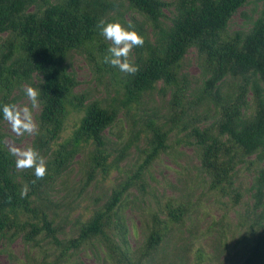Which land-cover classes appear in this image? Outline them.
<instances>
[{"label": "trees", "instance_id": "1", "mask_svg": "<svg viewBox=\"0 0 264 264\" xmlns=\"http://www.w3.org/2000/svg\"><path fill=\"white\" fill-rule=\"evenodd\" d=\"M124 1L143 20L125 22L119 10ZM247 1L0 0V34H6L0 42V235L8 241L21 237L39 250L42 264H68L76 251L94 242L104 248L113 264L130 263L122 210L129 203L132 187L146 191L145 172L171 148L168 140L176 130V135L184 133L186 143L195 147L208 189L229 196L232 205L241 198L235 185L237 167H257L251 195L258 215L250 225L254 236L244 264H264V165L258 166L264 164V10L247 31L227 32L230 18ZM166 9L172 11L170 16ZM101 19L131 25L145 37L144 45L134 49L133 62L139 67L135 74L118 68L116 72L103 62L109 47L97 27ZM191 47L206 75L200 95L218 109L215 121L204 127L197 125L200 117L189 115L186 107L188 81L182 66ZM74 50H84L100 69L108 66L120 77L119 89L109 101H86V94L74 91L77 80L67 66ZM226 76L237 83L233 93L223 97L221 83ZM33 77L40 79L41 108L32 147L46 159L48 168L47 175L35 184L32 169H16V158L1 131L2 106L15 103L13 90ZM159 81L162 90L171 92L169 112L163 120L155 110L135 118L134 107L143 103ZM121 112L131 117V127L114 141L105 131L111 132ZM72 114L76 115L74 128L62 137ZM142 138L145 145L138 149L134 166L100 206L65 231L55 185L63 181L77 154L84 153L82 193L97 174L106 178L111 170L121 173L120 163ZM25 185L29 191L22 198ZM189 210L186 202L170 198L147 211L138 250L147 255L156 251Z\"/></svg>", "mask_w": 264, "mask_h": 264}, {"label": "rangeland", "instance_id": "2", "mask_svg": "<svg viewBox=\"0 0 264 264\" xmlns=\"http://www.w3.org/2000/svg\"><path fill=\"white\" fill-rule=\"evenodd\" d=\"M119 10L123 14L122 18L129 24L135 22L134 20H143L140 13L129 8L127 1L123 2ZM263 10L264 0H248L230 18L227 32L232 34L235 31H247ZM165 12L167 16L172 14L168 9ZM148 33L152 39L149 28ZM5 36L4 33L0 34V42ZM105 42L110 47L111 42L107 40ZM97 59L100 61V58ZM130 59L134 61V50ZM67 66L77 80L74 91L86 94V101L94 99L109 101L119 89L120 77L113 75L108 66L100 69L84 50L72 51ZM182 73L188 81L187 112L189 115L200 117L197 123L199 127L211 125L218 116V109L209 98L200 95L206 75L194 47L185 55ZM39 81L38 77H33L30 83H23L19 88H15L12 92V96L16 97L15 104L30 106L24 89L29 86L37 88ZM236 83V79L226 76L221 83L222 96L232 94ZM163 87V83L159 81L155 90L144 97L143 103L137 108L134 107L135 118L145 117L155 110L163 120L162 116L165 117L164 115L169 112L171 98V92L162 90ZM249 98L248 94L247 100ZM40 108L39 103V107L33 110L36 122ZM75 120L76 115L72 114L65 124L62 137H66L72 131ZM131 122V117L121 112L111 132L106 130L105 134L115 141L118 134L127 133ZM1 131L8 148L32 146L35 134L25 133L23 136H17L11 131L6 120L1 123ZM178 138L181 142H177ZM145 141L146 139L142 138L136 147L133 146L129 150L128 157L120 163L121 173L111 170L106 178L97 174L95 180L82 193L79 188L84 177V153L77 154L68 172L63 175V181L55 185L57 189L55 198L59 203L60 213L66 220L65 231H71L76 220L86 219L93 209L104 202L112 187L134 166L139 154L138 149L145 145ZM168 143L171 148L162 153L145 172L146 191L142 193L136 187H132L129 203L122 210L131 252V262L126 264H244L254 236L250 225H254V219L258 215V209L253 207L254 200L251 195V184L257 174V167L248 164L237 167L235 185L241 193V198L238 204L232 205L229 196H222L208 189L206 180L199 170L200 162L196 149L186 143L184 133L176 135L175 130ZM253 157L250 156L248 159L251 160ZM263 165L260 163L258 166ZM170 198L186 202L190 206L188 214L182 223L173 228L156 251L148 255L140 252L138 248L145 232L142 219L147 211L156 210L158 204ZM0 264H42V256L38 249L26 244L21 237L8 241L7 237L0 235ZM68 264L113 262L107 258L104 248L94 242L93 245L84 246L76 251Z\"/></svg>", "mask_w": 264, "mask_h": 264}, {"label": "clouds", "instance_id": "3", "mask_svg": "<svg viewBox=\"0 0 264 264\" xmlns=\"http://www.w3.org/2000/svg\"><path fill=\"white\" fill-rule=\"evenodd\" d=\"M97 27L100 30V35L111 42L103 62L118 68L123 73L135 74L138 72L139 67L130 57L135 48L144 45L145 37L131 25L126 26L119 21L107 22L101 19ZM24 91L30 101V106L27 104L20 106L15 103L2 106L3 118L9 123L11 131L17 136H23L25 133L32 135L39 131L33 110L39 107L40 90L29 86ZM4 143L7 144V141ZM9 151L16 158L15 167L17 170H33L36 178L32 181L33 184L36 183V180L43 179L47 175L46 159L36 148L32 146L27 148L12 146ZM28 191V186L25 185L20 192L21 197H26Z\"/></svg>", "mask_w": 264, "mask_h": 264}]
</instances>
